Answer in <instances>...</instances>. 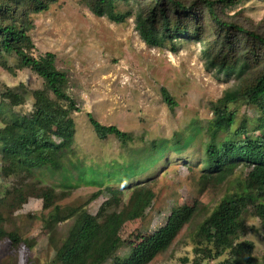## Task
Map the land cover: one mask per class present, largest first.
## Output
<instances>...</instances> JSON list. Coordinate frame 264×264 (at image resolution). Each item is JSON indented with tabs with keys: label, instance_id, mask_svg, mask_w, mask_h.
Instances as JSON below:
<instances>
[{
	"label": "trees",
	"instance_id": "1",
	"mask_svg": "<svg viewBox=\"0 0 264 264\" xmlns=\"http://www.w3.org/2000/svg\"><path fill=\"white\" fill-rule=\"evenodd\" d=\"M57 1L0 0V65L7 68L4 56L11 55L17 68L30 69L44 83L42 90L33 91L0 86V179L13 178L0 195V240H7L12 247L33 243L5 225L14 211L36 198L41 200L42 210L49 211L50 256L46 264H149L169 249L194 218L195 209L172 208L164 222L144 239L136 245H124L119 236L123 223L143 216L156 198L149 182H132L159 165L167 152L189 147L202 129L195 126L191 136L173 138L171 145L165 141L152 144L138 159L131 156L120 163L84 165L74 146L72 115L77 107L66 92L67 76L57 69L53 53L33 55L35 47L29 35L31 16L48 11ZM78 1L95 17L115 24L132 18L139 39L148 47L175 50L178 39L195 40L207 70L236 76V86L217 100L203 129L207 140L202 143V157L195 159L201 173L198 181L204 188L223 182L237 169H246L244 188L259 194L264 189V31L226 13L249 0ZM26 96L32 101L30 110L16 112ZM161 96L172 109L175 103L165 89H161ZM239 105L251 106L257 113L255 128L245 116L237 123V108L233 107ZM88 117L98 140L112 137L123 147L134 141L131 134ZM81 186L97 190L82 205H58ZM99 198L102 203L90 214L86 206ZM249 205L264 225V203L233 194L200 223L193 235V257H183L181 264H264V257H254L253 243L244 239L248 228L242 216ZM65 210L68 212L63 216ZM58 223H67L63 234L58 232ZM117 253L119 258H115Z\"/></svg>",
	"mask_w": 264,
	"mask_h": 264
},
{
	"label": "rangeland",
	"instance_id": "2",
	"mask_svg": "<svg viewBox=\"0 0 264 264\" xmlns=\"http://www.w3.org/2000/svg\"><path fill=\"white\" fill-rule=\"evenodd\" d=\"M226 13L233 17L238 15L240 21L264 31V0L241 2L228 8ZM31 19L33 29L29 35L35 47L33 55L53 53L57 69L67 76L66 92L77 107V112L72 115L76 130L74 146L84 165L120 163L131 156L138 159L152 144L165 141L171 145L173 138L185 140L191 136L195 126L202 129L189 147L179 152H167L159 165L132 182H149L156 198L143 216L123 223L119 236L124 245H136L144 239L164 222L172 208L192 207L195 209L192 221L167 251L149 263L181 264L183 257L192 259L193 235L221 201H229L233 194H241L249 197V201L264 203V189L258 194L244 188L246 169H237L221 183L213 182L204 188L199 184L200 166L195 159L203 155L202 143L207 140L203 129L212 117L211 108L217 100L237 84L235 75H216L214 70L206 69L199 42L178 39L175 50L148 47L139 39L132 18L115 24L105 17H95L78 0H58L48 11L32 15ZM4 59L7 68L0 65L1 87H23L26 91L44 88L42 79L30 69L16 67L15 57L7 55ZM161 89L173 99L172 109L163 102ZM31 102L26 96L25 104L15 111H29ZM233 108H237L238 124L245 116L250 127L255 128L258 115L251 106ZM88 116L103 126H115L131 134L134 141L123 147L112 137L98 140ZM12 181L13 178L0 179V195ZM96 190L81 186L58 205H82ZM102 201L99 198L86 206L88 212L95 214ZM48 212L42 210V202L36 198H30L14 211L7 220L6 229L15 228L22 239L33 243L12 247L7 240H0V264H46L50 256L47 255ZM67 212L63 211L62 215ZM242 220L248 228L244 239L253 243V255L261 260L264 257V225L254 216L252 205ZM66 225L56 224L59 234L67 230Z\"/></svg>",
	"mask_w": 264,
	"mask_h": 264
}]
</instances>
